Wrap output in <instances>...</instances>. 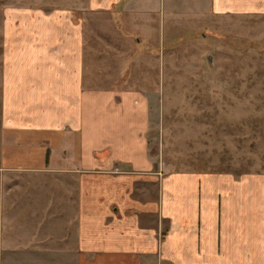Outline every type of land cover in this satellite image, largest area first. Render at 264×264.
I'll list each match as a JSON object with an SVG mask.
<instances>
[{
    "label": "crops",
    "instance_id": "obj_1",
    "mask_svg": "<svg viewBox=\"0 0 264 264\" xmlns=\"http://www.w3.org/2000/svg\"><path fill=\"white\" fill-rule=\"evenodd\" d=\"M195 1L192 13H264V0ZM164 2L5 7L0 264H264V172L166 171L145 93L90 82L112 75L93 70L86 9L109 31L122 15L150 32Z\"/></svg>",
    "mask_w": 264,
    "mask_h": 264
},
{
    "label": "rangeland",
    "instance_id": "obj_2",
    "mask_svg": "<svg viewBox=\"0 0 264 264\" xmlns=\"http://www.w3.org/2000/svg\"><path fill=\"white\" fill-rule=\"evenodd\" d=\"M195 2L181 0L183 9L170 13L165 0L145 20L150 32L133 30L122 15L119 29L109 31L106 13L86 9L88 33L100 47L93 70L112 75L90 82L145 93L150 152L166 171L264 172V13H192ZM83 3L0 0V63L6 6Z\"/></svg>",
    "mask_w": 264,
    "mask_h": 264
},
{
    "label": "trees",
    "instance_id": "obj_3",
    "mask_svg": "<svg viewBox=\"0 0 264 264\" xmlns=\"http://www.w3.org/2000/svg\"><path fill=\"white\" fill-rule=\"evenodd\" d=\"M165 232H166V230H165Z\"/></svg>",
    "mask_w": 264,
    "mask_h": 264
}]
</instances>
